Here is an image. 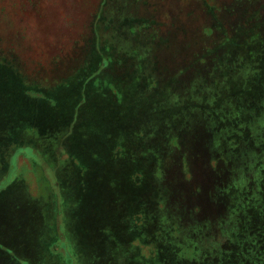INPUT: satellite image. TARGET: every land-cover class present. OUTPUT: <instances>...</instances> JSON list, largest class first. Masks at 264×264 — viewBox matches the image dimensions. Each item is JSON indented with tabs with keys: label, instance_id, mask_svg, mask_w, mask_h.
I'll use <instances>...</instances> for the list:
<instances>
[{
	"label": "rangeland",
	"instance_id": "rangeland-1",
	"mask_svg": "<svg viewBox=\"0 0 264 264\" xmlns=\"http://www.w3.org/2000/svg\"><path fill=\"white\" fill-rule=\"evenodd\" d=\"M0 264H264V0H0Z\"/></svg>",
	"mask_w": 264,
	"mask_h": 264
},
{
	"label": "trees",
	"instance_id": "trees-1",
	"mask_svg": "<svg viewBox=\"0 0 264 264\" xmlns=\"http://www.w3.org/2000/svg\"><path fill=\"white\" fill-rule=\"evenodd\" d=\"M51 99H52V97H51ZM55 100H56V98H55ZM48 118L53 119L54 118V114L49 115ZM70 125L71 126L69 127V129H67L66 134L63 135L61 137V139L60 138L59 139L58 138H54V137H47V139L44 141L46 143V145H47V149L59 150L60 148H68L69 147L68 146V142L70 141V136L72 134L69 135L68 139H67L68 136L66 137V135L72 133V124H70ZM19 149H21V148H19ZM19 149H17V150H19ZM55 153L57 154V151H55ZM4 184H5V182H4Z\"/></svg>",
	"mask_w": 264,
	"mask_h": 264
}]
</instances>
